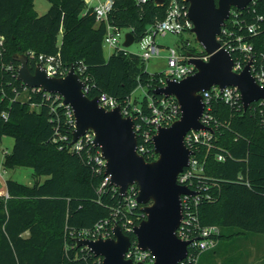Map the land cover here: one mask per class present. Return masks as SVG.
<instances>
[{
  "label": "trees",
  "instance_id": "trees-1",
  "mask_svg": "<svg viewBox=\"0 0 264 264\" xmlns=\"http://www.w3.org/2000/svg\"><path fill=\"white\" fill-rule=\"evenodd\" d=\"M34 1L0 0V144L5 136L13 138L2 167H27L33 177L31 185L5 180L7 196H0V264H101L100 257L77 247L75 238L82 230L111 222L115 210H123L125 200L109 183L100 188L105 176L103 171L96 172L92 161L99 150L84 140L79 150L70 144L73 125L60 98L30 89L26 99L18 97L25 90L16 79L19 64L13 56H27L30 71L38 56L57 53L66 70L84 65L82 77H88L91 88L86 96L90 99L105 93L123 104L140 87L145 95L133 103L143 114H150L148 98H161L152 91L161 85L162 73H147L144 62L132 53L119 51L105 57V25L95 22L83 0H46L49 8L41 16ZM179 3L187 8L182 0ZM168 5L169 0L161 6L154 0L142 4L115 0L108 23L129 31L138 42L149 27L165 18ZM256 15L264 17V0L250 4L239 18L250 23ZM240 33L252 44L254 61L264 66V31L254 37ZM180 47L184 53H196L186 40H181ZM231 58L242 59L243 55L232 52ZM208 107L211 138L208 145L191 148L193 158L203 167L202 179L199 183L194 179L193 187L199 184L206 188L204 195H210L197 206L199 223L217 226V241L239 235L264 236V105L253 102L244 111L240 102L231 106L212 98ZM135 124L141 122L135 120ZM141 125L142 130L148 128ZM137 139L139 144V133ZM146 146L149 155L144 159L152 162L156 155L151 142ZM218 154L224 155L223 161H217ZM141 209L138 204L126 214L133 226L145 218ZM121 216L117 218L120 226ZM123 233L134 244V235L124 229Z\"/></svg>",
  "mask_w": 264,
  "mask_h": 264
},
{
  "label": "water",
  "instance_id": "water-1",
  "mask_svg": "<svg viewBox=\"0 0 264 264\" xmlns=\"http://www.w3.org/2000/svg\"><path fill=\"white\" fill-rule=\"evenodd\" d=\"M187 4V16L192 23L191 33L202 49L209 55L207 62L193 58L187 63L195 72L180 81L166 80L152 93L162 97H173L178 103L180 117L168 127H157L152 144L157 158L152 162L136 151L137 139L134 122L123 117L120 108L106 110L97 104V98H88L83 92V82L70 66L63 77L48 76L40 64L33 71L28 67L25 55H15L19 64L16 79L27 88H40L43 92L61 97L62 104L69 107L74 121L71 143H75L87 132L93 134L91 144L99 150L104 160V176L109 185L116 188L120 196L126 194L128 186L138 189L136 202L142 205L145 218L132 228L136 247L149 251L152 264H178L187 252L188 241L176 235L182 219V195H193L186 186L177 183V176L188 166L192 151L184 144V136L194 130H208L200 122L204 110L201 93L212 87L219 90L235 87L245 111L249 104L261 101L264 105V87H260L250 74V63L238 73L232 70L231 54L217 41L232 8L243 10L252 0H183ZM161 6L164 0H154ZM134 43V36L127 32L123 46ZM112 237L107 239L76 238L77 247H85L101 264H132L124 258L131 245L119 225L112 227ZM140 264V263H139Z\"/></svg>",
  "mask_w": 264,
  "mask_h": 264
},
{
  "label": "built area",
  "instance_id": "built-area-1",
  "mask_svg": "<svg viewBox=\"0 0 264 264\" xmlns=\"http://www.w3.org/2000/svg\"><path fill=\"white\" fill-rule=\"evenodd\" d=\"M83 1L86 5V8H90L92 10L95 22L97 24L102 23L105 25L103 48L109 50V55L113 52L119 51H122L124 54L132 53L128 52L123 44L120 45L121 35L124 30L116 29L108 23V16L113 9L115 0ZM145 1L146 0H136L137 4L145 3ZM255 2L256 0H252L250 4H254ZM243 10H230L229 17L226 20L225 25L221 28L220 33L218 34L216 39L219 42L220 46L230 54L232 52H238L239 54L243 55L242 59H232V70L238 73L244 69L248 62H251L249 68L251 76L260 87H264V66L262 63H257L254 61L252 57L253 46L251 43L244 41V36L240 33L241 31H243L248 37L259 35L264 31V17L262 15H256L252 22L246 23L243 19L239 18V15L243 12ZM191 28L192 23L188 19L187 8L181 6L179 0H169L165 18L161 21H157L153 26L148 28L147 34L137 42L140 47V53L132 54L137 55L143 62L151 58L158 57L164 47L156 43V36L164 37L167 33L176 36H182L191 33ZM235 28H237L238 31H235ZM127 32L129 31L125 30V34ZM1 45L2 37H0V46ZM186 45L188 47H191L190 43L187 40ZM166 50L167 56L165 57V59L167 70L162 73V76L159 79V83L161 85L157 87L164 86L166 80L180 81L195 72L194 67L187 63V60L189 58L187 56L188 53H184L180 46L177 49L167 47ZM191 54L193 58L199 59L204 62H207L209 59V55L205 53L203 49L199 52ZM37 64H40L44 68L46 74L52 77H63L69 70H66L61 65L59 60V53L50 56L40 55L37 58ZM8 68L10 69V67ZM73 68L74 72L83 82V92L86 95L91 87L88 83V77H82L85 66L80 65L77 69H75V67L73 66ZM28 89L32 91H42L40 88H27L24 86L25 91H27ZM46 94L55 95L49 93ZM201 95L204 102V110L200 118V122L208 128L211 117L207 114L206 111L209 110L208 103L212 98L220 99L231 106L236 105L238 102H240L239 91L235 87L230 86L225 87L222 90H219L217 87H212L207 91H203ZM56 96L61 99L60 96ZM95 97L97 98L98 106L106 110H111L118 106L123 117H130L133 120L136 139L137 133H139V136L141 138V142L139 144L137 139L136 151L143 158L145 155H149V149L146 144L148 142H151V145L153 147L152 136L155 134L157 127H168L180 117L178 103L173 97L165 98L161 96V98L158 100L148 98L147 106L150 114H143L140 106L134 104L131 99L125 101L123 104H120L115 98L105 93H100ZM61 105H63L62 99ZM67 108L68 111L66 114L70 119V122L72 123L74 129L72 112L69 107ZM135 120H139L141 124L146 125L148 128L142 130V125H136ZM92 138L93 134L91 132H87L79 140L73 143L74 148L79 150L81 148L82 140L91 144ZM210 138L211 132L208 130H191L184 136V144L189 150H191V148L195 147L197 144L208 145ZM60 139L66 140V137H60ZM70 144H72L71 141ZM216 159L217 161H223L224 155L218 154L216 156ZM92 161L95 163L96 172L99 173L103 171L104 174V160L101 158L99 151L97 155L93 156ZM202 172L203 167L197 159L193 158L192 152L188 166L185 167L177 176V183L179 185L186 186L188 189L194 192L193 195L181 196L182 219L179 227L176 230V235L182 241H188L189 243L187 245V252L185 257L181 261H179L178 264H198L200 256L216 246L217 237L220 233V230L217 226H201L199 223V219L197 216V206L203 198L208 200L210 199L209 194L204 195L203 193L206 188H202L199 184H197L196 187H193L194 179H196L198 183L201 181ZM107 183H109L108 177L105 176L100 188H102ZM137 192L138 189L135 190V185L128 186L126 194L122 196L125 200L123 210H115L111 222L109 220H105L102 223L97 224L91 231L82 230L76 238H88L93 240L97 238H111L112 227L116 224L119 225L117 222V218L120 215L122 216L119 218V220L123 217V220L120 221L121 226L119 225L121 231L123 232L124 229L125 231L132 233V228L134 226L131 219L126 217V214L131 213V211L138 205V203L136 202ZM122 211H126V213H122ZM109 225L110 230L108 228ZM124 258L126 260H130L132 264H152L154 260L153 255L149 251H142L138 249L135 242L134 244L131 243L130 247L124 255Z\"/></svg>",
  "mask_w": 264,
  "mask_h": 264
},
{
  "label": "rangeland",
  "instance_id": "rangeland-1",
  "mask_svg": "<svg viewBox=\"0 0 264 264\" xmlns=\"http://www.w3.org/2000/svg\"><path fill=\"white\" fill-rule=\"evenodd\" d=\"M49 8V3L46 0H36L34 2V9L38 16H41L46 13V11ZM124 34L125 30L122 32L121 39H120V45L123 44L124 40ZM181 40H187L190 43V46L196 50V52H199L202 50V47L200 44H198L195 40V37L193 34L188 33L182 36H176L167 33L164 37L162 36H156L155 41L158 45L163 46V50L160 52L158 57L151 58L144 62L145 71L149 74H156V73H163L167 70V64L165 57L167 56V47L175 48L177 49L181 45ZM128 52L132 53H140V47L137 42H134L129 47L126 48ZM109 50L104 48V56L108 57ZM145 95V90L138 87L131 95V100H137L138 102H141L143 97ZM20 99H26V91H23L22 94L18 96ZM36 108V106L34 105ZM13 145V138L11 137H3L2 142L0 144V192L5 189V180L11 179L14 181H17L24 185H31L33 182L32 177V170L27 167H17L14 169H3L2 167V161L3 157L6 153H9L11 151ZM0 196L5 197V193L1 192ZM261 238H264V236H260ZM231 244H227L226 246L230 247L228 250V255L232 253L231 248L236 245L235 239L229 240ZM221 245H225V241H220ZM226 247V248H227ZM236 247V246H235ZM208 254L211 255V264H215L214 261L215 258H219L217 253L208 252ZM199 264H202V260L200 259ZM260 264V263H257Z\"/></svg>",
  "mask_w": 264,
  "mask_h": 264
},
{
  "label": "crops",
  "instance_id": "crops-1",
  "mask_svg": "<svg viewBox=\"0 0 264 264\" xmlns=\"http://www.w3.org/2000/svg\"><path fill=\"white\" fill-rule=\"evenodd\" d=\"M1 192L5 193V197L7 196L5 189ZM231 238L233 240L235 239L236 247H232V253L228 255V250L231 246L227 247L226 245L231 244L228 242ZM222 240L226 242L225 245H221V240H218L216 246L213 248L215 249V252L211 251L212 249L209 250L213 253H217L219 256V258L212 260L215 264H243L244 262L245 264H264V238L259 236L239 235L223 238ZM209 251L201 255L202 264H211V255L208 254Z\"/></svg>",
  "mask_w": 264,
  "mask_h": 264
}]
</instances>
